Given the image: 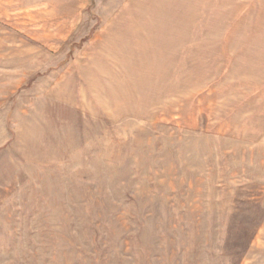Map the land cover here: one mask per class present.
<instances>
[{
  "label": "rangeland",
  "instance_id": "374dc122",
  "mask_svg": "<svg viewBox=\"0 0 264 264\" xmlns=\"http://www.w3.org/2000/svg\"><path fill=\"white\" fill-rule=\"evenodd\" d=\"M0 264H264V0H0Z\"/></svg>",
  "mask_w": 264,
  "mask_h": 264
}]
</instances>
